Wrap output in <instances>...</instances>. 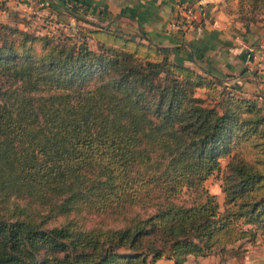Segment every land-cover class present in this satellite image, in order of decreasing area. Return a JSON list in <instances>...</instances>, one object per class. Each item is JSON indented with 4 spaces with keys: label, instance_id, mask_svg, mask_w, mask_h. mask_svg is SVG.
<instances>
[{
    "label": "trees",
    "instance_id": "obj_1",
    "mask_svg": "<svg viewBox=\"0 0 264 264\" xmlns=\"http://www.w3.org/2000/svg\"><path fill=\"white\" fill-rule=\"evenodd\" d=\"M225 4L264 22V0ZM77 18L64 36L0 23V264H184L240 241L242 254L264 235L257 98ZM220 171L223 208L205 185Z\"/></svg>",
    "mask_w": 264,
    "mask_h": 264
},
{
    "label": "crops",
    "instance_id": "obj_2",
    "mask_svg": "<svg viewBox=\"0 0 264 264\" xmlns=\"http://www.w3.org/2000/svg\"><path fill=\"white\" fill-rule=\"evenodd\" d=\"M82 1L84 12H73L62 0H0V5L9 8L3 16L15 15L16 10L31 12V8V14L41 15L53 9L56 18L71 25L81 22L79 17L125 34L145 36L168 49L171 60L198 72L208 71L256 97L264 111V28L235 18L226 10L225 0ZM244 244L247 250L227 261L220 263L217 254L189 255L184 264H264V235Z\"/></svg>",
    "mask_w": 264,
    "mask_h": 264
},
{
    "label": "rangeland",
    "instance_id": "obj_3",
    "mask_svg": "<svg viewBox=\"0 0 264 264\" xmlns=\"http://www.w3.org/2000/svg\"><path fill=\"white\" fill-rule=\"evenodd\" d=\"M72 4V5H71ZM70 4V10H72L73 12H76L74 8H71L74 5V2H72ZM234 3L228 4L230 7H233L235 9V6H233ZM225 4L226 8H228V10H230L231 8ZM83 7V6H81ZM8 6H4V4L2 6H0V23H6L12 26H16L20 29L26 30L28 32L31 33H35V34H41V35H45V34H54V33H59L61 35H66V34H71V33H75L77 27H79L81 25V22H75V24H70V22H65L60 21L58 19V17L56 18V15L54 14L53 9H47L44 14L41 12V15H37V14H31L34 10L33 8H31V12H23V11H19L16 10L15 11V15H10L7 14L6 16H3V13H7L9 12L8 10ZM227 10V9H226ZM233 10V9H232ZM13 11V10H12ZM258 27V28H264V22L263 21H257L252 23V27ZM72 27H74V31L72 30ZM56 35V34H55ZM241 90V89H240ZM196 95L200 96V97H205V90L204 89H197L196 90ZM221 164H222V169H224L225 164L227 162V158H221ZM222 174V171H220L219 173L214 174L213 176L209 177L206 182L205 185L208 188V190L216 195L217 197V201L219 202L221 208H223V201H224V194L221 191L220 185H221V181H220V176ZM93 220H97V218L95 217ZM52 223H56V222H52ZM241 242V241H240ZM239 245V243H235L233 246L228 247L225 251L223 252H215L213 253L214 255L217 254L220 257V263L221 261H227L229 258L234 257L236 255H232L233 251H231L233 248L232 247H237ZM247 244H244L241 249H244L243 252H245L247 249L244 248L246 247ZM242 252V253H243ZM212 255V254H210ZM240 255V254H239ZM238 256V255H237ZM160 262L158 264H168V260H170L169 258H165L162 257L156 261H152L151 258H148V263L152 264H156L157 261ZM172 261V260H171Z\"/></svg>",
    "mask_w": 264,
    "mask_h": 264
},
{
    "label": "built area",
    "instance_id": "obj_4",
    "mask_svg": "<svg viewBox=\"0 0 264 264\" xmlns=\"http://www.w3.org/2000/svg\"><path fill=\"white\" fill-rule=\"evenodd\" d=\"M70 4H71V3H70ZM71 5H72V4H71ZM74 5H81V4H80V3H76V4L74 3Z\"/></svg>",
    "mask_w": 264,
    "mask_h": 264
}]
</instances>
